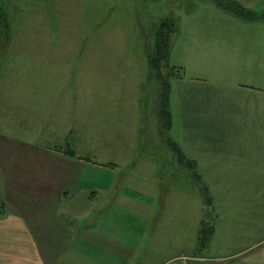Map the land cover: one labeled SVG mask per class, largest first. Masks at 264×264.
Wrapping results in <instances>:
<instances>
[{
    "label": "rangeland",
    "instance_id": "374dc122",
    "mask_svg": "<svg viewBox=\"0 0 264 264\" xmlns=\"http://www.w3.org/2000/svg\"><path fill=\"white\" fill-rule=\"evenodd\" d=\"M216 1L0 0L10 23L0 50V150H15L0 161L22 170L14 188L0 166V215L78 212L73 228L116 231L134 249L128 262L140 264L182 251L194 258L210 223L199 264H264V0H234L258 17L251 21ZM167 19L177 27L169 62L181 77L171 79L172 125L160 133L146 51ZM169 141L196 161L194 174ZM45 152L64 158L58 179L74 160L89 185L57 194L51 180L36 183ZM122 223L130 229L118 231ZM94 248L84 256L102 264Z\"/></svg>",
    "mask_w": 264,
    "mask_h": 264
},
{
    "label": "crops",
    "instance_id": "0c3cea01",
    "mask_svg": "<svg viewBox=\"0 0 264 264\" xmlns=\"http://www.w3.org/2000/svg\"><path fill=\"white\" fill-rule=\"evenodd\" d=\"M0 151V156L15 158V150H13L14 152L10 150ZM43 158L44 164H42L41 168L43 171L40 174L42 177H36L34 179L36 183L41 178L51 180L57 186V194H67L70 191L73 192V190L79 191L80 188H85L89 185V183L79 179L76 173L78 163L74 162V160L68 161L66 165L68 175L61 180L57 178V175L62 172L61 167L64 158H57V154L53 155L51 152H45ZM56 162H59L60 166H50V164L54 165ZM0 166L5 170V173L9 174L12 187L17 182L13 174L15 172L20 173L22 170L15 168V165H4L2 161H0ZM69 172H72V174ZM19 190H25V187L20 185ZM35 190L41 191L42 189L36 188ZM48 192L45 191L44 193ZM59 198L56 204L61 201ZM128 198L131 199L132 197ZM73 214L79 213L32 215L28 219L14 213L0 215V264H93L88 261L87 256H84V254L90 252V249L94 247H102L103 251L97 252L101 256L102 264H140L136 261H132V263L128 262L126 255L131 257V252L134 249L127 246L128 242L126 243V240V244L118 242V239L113 235L116 231L106 228L109 230H105L99 236L98 230H93V227L90 229L87 227L86 230L73 228L75 225L71 222L77 220L76 217L73 218ZM131 215V213L126 212L121 221H126ZM89 216L86 214V217ZM68 217H70V220H67L65 223L64 220ZM104 220L108 221L109 218H104ZM132 220L131 216L128 223ZM27 221L32 222L33 228ZM117 227L119 228L118 231H125V228L130 229L127 224L123 225V223L122 226L118 225ZM95 250L96 248H94ZM122 254L124 255L122 256ZM181 255L186 254L182 251L170 259H163L155 264H169L172 261L175 264V259ZM192 256L194 257L192 264H199V262L205 259L203 256L194 253Z\"/></svg>",
    "mask_w": 264,
    "mask_h": 264
},
{
    "label": "trees",
    "instance_id": "16d2710c",
    "mask_svg": "<svg viewBox=\"0 0 264 264\" xmlns=\"http://www.w3.org/2000/svg\"><path fill=\"white\" fill-rule=\"evenodd\" d=\"M216 5L222 8L225 12H230L232 15L242 20H256L258 17L253 11L245 8L240 3L234 0L216 1ZM264 18V15H262ZM177 31L175 21L167 19L161 21L154 30L152 35V43L149 45L146 51L147 65L149 69L150 79H154L160 88L157 112L159 115V129L160 133L164 130H169L172 125V114L170 112V91H171V79L174 77H181L180 70L172 66L169 62L170 51L172 47L173 37ZM10 37V23L6 15L0 9V50L3 49ZM170 147L178 155L179 161L183 165H187L191 173L194 174L197 167V163L193 159H189L179 146L169 141ZM55 151L62 152L61 149H55ZM70 158H77L78 160H86V158L78 157L72 149H68L65 152ZM87 161V160H86ZM103 166H106L103 164ZM196 178L198 176L196 175ZM199 180V179H198ZM202 196L207 197V189L202 187ZM211 205V199H204V207L208 208ZM214 229L213 224L203 223L202 227L198 232L197 246L198 250L194 251V254H198L199 249L203 248L210 237L213 235Z\"/></svg>",
    "mask_w": 264,
    "mask_h": 264
},
{
    "label": "built area",
    "instance_id": "2783aa9c",
    "mask_svg": "<svg viewBox=\"0 0 264 264\" xmlns=\"http://www.w3.org/2000/svg\"><path fill=\"white\" fill-rule=\"evenodd\" d=\"M193 258L181 255L175 259V264H192Z\"/></svg>",
    "mask_w": 264,
    "mask_h": 264
}]
</instances>
